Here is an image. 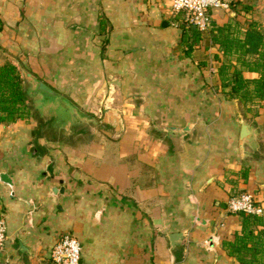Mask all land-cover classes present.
I'll return each instance as SVG.
<instances>
[{
  "label": "crops",
  "instance_id": "0c3cea01",
  "mask_svg": "<svg viewBox=\"0 0 264 264\" xmlns=\"http://www.w3.org/2000/svg\"><path fill=\"white\" fill-rule=\"evenodd\" d=\"M167 3L0 0V63L20 62L29 107L0 121V264H49L63 231L89 264H246L221 242L240 228L226 207L240 191L264 227V100L227 95L230 56L209 29L188 44ZM210 13L264 31V0ZM34 78L60 98L33 93Z\"/></svg>",
  "mask_w": 264,
  "mask_h": 264
},
{
  "label": "trees",
  "instance_id": "16d2710c",
  "mask_svg": "<svg viewBox=\"0 0 264 264\" xmlns=\"http://www.w3.org/2000/svg\"><path fill=\"white\" fill-rule=\"evenodd\" d=\"M245 7L249 8L248 5ZM173 16L179 18L181 32H188L189 36H192L188 44L192 43L199 34L197 27L187 22L181 12H176ZM102 23L101 18L100 29L103 27ZM2 24L3 20L0 18V28ZM209 32L212 42L218 45L223 55L234 58V62L228 57L218 66L221 81L225 80L223 84L228 85L226 94L236 96L244 102L264 100V31L259 21L251 18L243 28L235 21H227L221 25L212 24ZM102 47L101 45V50ZM243 69L256 71L257 76L244 77ZM23 81L20 62L4 57L0 63V121H14L29 113ZM237 213L240 228L234 232L232 238L222 240V247L240 262L264 264V227H259L263 223L262 216Z\"/></svg>",
  "mask_w": 264,
  "mask_h": 264
},
{
  "label": "built area",
  "instance_id": "2783aa9c",
  "mask_svg": "<svg viewBox=\"0 0 264 264\" xmlns=\"http://www.w3.org/2000/svg\"><path fill=\"white\" fill-rule=\"evenodd\" d=\"M230 0H168L167 10L171 15L181 12L187 22L199 30H208L212 26L210 10L215 7L227 8ZM226 207L231 212H243L260 215L262 207L248 191H240L226 199ZM5 238V223L0 217V247ZM79 240L71 233H59L49 252V264H89L80 257Z\"/></svg>",
  "mask_w": 264,
  "mask_h": 264
},
{
  "label": "water",
  "instance_id": "95a60500",
  "mask_svg": "<svg viewBox=\"0 0 264 264\" xmlns=\"http://www.w3.org/2000/svg\"><path fill=\"white\" fill-rule=\"evenodd\" d=\"M33 83H34V89L32 90L33 93L38 92L40 94H42L44 97H56V98H60V96L54 92L46 83H44L42 80L39 79H33ZM178 127H172V126H168L167 129H172V130H177ZM241 130L242 133L245 131V125L242 124L241 126ZM0 180L7 182V183H11L10 178L8 177V175L4 172H0ZM56 187L52 186L51 189L54 190ZM179 232H175L172 231L170 233L167 234V237L170 240V243H174V239L177 238V236H179Z\"/></svg>",
  "mask_w": 264,
  "mask_h": 264
},
{
  "label": "rangeland",
  "instance_id": "374dc122",
  "mask_svg": "<svg viewBox=\"0 0 264 264\" xmlns=\"http://www.w3.org/2000/svg\"><path fill=\"white\" fill-rule=\"evenodd\" d=\"M55 137H56V134H55Z\"/></svg>",
  "mask_w": 264,
  "mask_h": 264
}]
</instances>
